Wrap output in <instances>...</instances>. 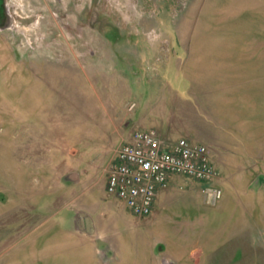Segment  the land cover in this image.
<instances>
[{
  "label": "rangeland",
  "instance_id": "obj_1",
  "mask_svg": "<svg viewBox=\"0 0 264 264\" xmlns=\"http://www.w3.org/2000/svg\"><path fill=\"white\" fill-rule=\"evenodd\" d=\"M143 114L207 146L221 200L106 191ZM0 264H264V0H0Z\"/></svg>",
  "mask_w": 264,
  "mask_h": 264
},
{
  "label": "built area",
  "instance_id": "obj_2",
  "mask_svg": "<svg viewBox=\"0 0 264 264\" xmlns=\"http://www.w3.org/2000/svg\"><path fill=\"white\" fill-rule=\"evenodd\" d=\"M107 167V192L122 200L136 216L150 214L158 193L176 176L201 183L209 204L222 197L207 146L187 138L167 142L154 129L133 131Z\"/></svg>",
  "mask_w": 264,
  "mask_h": 264
},
{
  "label": "crops",
  "instance_id": "obj_3",
  "mask_svg": "<svg viewBox=\"0 0 264 264\" xmlns=\"http://www.w3.org/2000/svg\"><path fill=\"white\" fill-rule=\"evenodd\" d=\"M171 84H174L175 85V83H171ZM171 89V88H170ZM172 91L170 92V96L168 97V99H188V98H186V97H184V95H185V92L182 90V91H178V88L177 87H173V89H171ZM121 95H124V94H121ZM121 97H123V96H121ZM142 99H147V98H142ZM160 99V98H159ZM164 99H167V98H165L164 97ZM147 118H146V115H142L141 117H138V119L136 120V124H135V129H133V131L134 130H137V129H141L146 123H145V120H146ZM135 121V120H134ZM142 125V126H141ZM150 126V128H152L153 127V125H149ZM148 126V127H149ZM144 129H145V127H143ZM133 131H130L129 133H128V135L126 136V138H128L129 137V135L133 132ZM117 150V149H116Z\"/></svg>",
  "mask_w": 264,
  "mask_h": 264
},
{
  "label": "water",
  "instance_id": "obj_4",
  "mask_svg": "<svg viewBox=\"0 0 264 264\" xmlns=\"http://www.w3.org/2000/svg\"><path fill=\"white\" fill-rule=\"evenodd\" d=\"M71 177L74 178L73 176ZM83 219L85 220V223H83L84 222ZM74 224L76 225V229L79 230L80 232H85L88 234H91L93 232V223L91 217L89 215L84 214L81 211L76 214Z\"/></svg>",
  "mask_w": 264,
  "mask_h": 264
},
{
  "label": "flooded vegetation",
  "instance_id": "obj_5",
  "mask_svg": "<svg viewBox=\"0 0 264 264\" xmlns=\"http://www.w3.org/2000/svg\"><path fill=\"white\" fill-rule=\"evenodd\" d=\"M4 6H3V2H2V5H1V8H3Z\"/></svg>",
  "mask_w": 264,
  "mask_h": 264
}]
</instances>
